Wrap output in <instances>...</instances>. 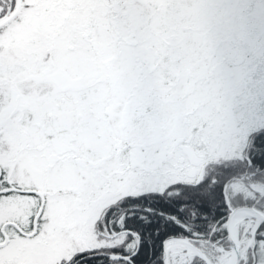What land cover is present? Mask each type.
Returning <instances> with one entry per match:
<instances>
[{
    "label": "snow or ice",
    "instance_id": "obj_1",
    "mask_svg": "<svg viewBox=\"0 0 264 264\" xmlns=\"http://www.w3.org/2000/svg\"><path fill=\"white\" fill-rule=\"evenodd\" d=\"M216 23L207 0H0V264H264V120Z\"/></svg>",
    "mask_w": 264,
    "mask_h": 264
},
{
    "label": "rangeland",
    "instance_id": "obj_2",
    "mask_svg": "<svg viewBox=\"0 0 264 264\" xmlns=\"http://www.w3.org/2000/svg\"><path fill=\"white\" fill-rule=\"evenodd\" d=\"M214 58L234 88L237 114L264 120V0H207Z\"/></svg>",
    "mask_w": 264,
    "mask_h": 264
}]
</instances>
